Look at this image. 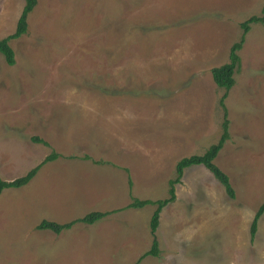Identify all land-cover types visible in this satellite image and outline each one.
<instances>
[{
    "label": "rangeland",
    "instance_id": "1",
    "mask_svg": "<svg viewBox=\"0 0 264 264\" xmlns=\"http://www.w3.org/2000/svg\"><path fill=\"white\" fill-rule=\"evenodd\" d=\"M36 1L9 41L15 62L0 53V176L57 156L0 192V264H132L150 246L155 205L125 206L167 196L175 160L217 140L224 90L210 67L227 61L264 0ZM23 3L0 0V38ZM248 26L212 159L234 197L202 164L184 167L159 211V251L136 264H264V211L249 237L264 202V21ZM91 211L110 213L36 228Z\"/></svg>",
    "mask_w": 264,
    "mask_h": 264
},
{
    "label": "trees",
    "instance_id": "2",
    "mask_svg": "<svg viewBox=\"0 0 264 264\" xmlns=\"http://www.w3.org/2000/svg\"><path fill=\"white\" fill-rule=\"evenodd\" d=\"M23 6L21 8V11L19 13L17 23L15 26V29L6 34L5 36L0 38V53L3 54L6 62L8 64H13L15 62V53L14 49L10 44V40L13 38H17L24 34L27 31L28 21L27 17L28 14L33 10L34 6L36 5V0H23ZM261 16H250L246 20L240 23V27L242 30L241 38L238 42H234L229 46L228 49V55H227V61L221 65L210 67V74L211 79L213 83L224 90V92L221 94L219 101L217 102L219 106L222 108V118L220 122V134L217 138V140L210 144L209 146L205 147V149L198 154H188L180 156L175 160L174 165V176L172 178H169L167 183V196L162 198H156V199H138V198H132L131 201L125 206L126 208H139L144 206L146 203H153L155 206L153 210L150 213L149 217V231L152 235L151 243L148 249L145 250L132 264H136L138 261H140L145 255H157L159 248H158V242L155 238L154 231L156 229V226L158 224V216L159 211L167 202L171 201L175 197L174 193V184L175 182H178L180 180V176L182 174V170L184 167L192 165V164H202L205 169H207L211 175L220 183V185L223 187L224 192L227 197L233 198L234 192L233 189L229 183L228 177L225 173H223L212 161L213 157L215 156L217 150L219 149L221 143L227 138V132H226V121L225 111L222 107V100L226 96L227 91L232 87L234 80H233V72L237 69L239 65V58L237 55V50L240 48L242 43V36L247 31L248 25L250 23H262L264 21V6L261 9ZM34 141L42 142L43 144H46L42 139L37 137H32ZM57 155L54 152H50L47 156L43 158L42 161H39L36 163L32 168H30L28 171H26L23 175L17 176L15 178H12L10 180H5L0 176V192L6 188V187H20L24 184H26L38 171L40 166L44 164L46 161L53 160ZM86 158V157H84ZM264 211V202H262L254 212L250 225H249V237L250 240L253 239L255 230H256V224L257 219ZM110 213V211H91L80 218L73 219L69 222L65 223H56L54 221L49 220H42L39 224H37V229H49L53 231L54 233H58L63 229L69 228L72 224L76 222L91 224L95 222L96 220L102 218L103 216Z\"/></svg>",
    "mask_w": 264,
    "mask_h": 264
},
{
    "label": "crops",
    "instance_id": "3",
    "mask_svg": "<svg viewBox=\"0 0 264 264\" xmlns=\"http://www.w3.org/2000/svg\"><path fill=\"white\" fill-rule=\"evenodd\" d=\"M63 230H66V229H63ZM62 231V230H61Z\"/></svg>",
    "mask_w": 264,
    "mask_h": 264
}]
</instances>
